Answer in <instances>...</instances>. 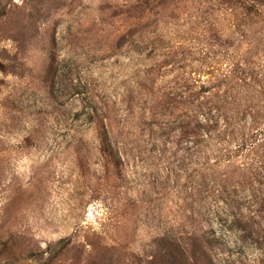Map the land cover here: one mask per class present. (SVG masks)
Wrapping results in <instances>:
<instances>
[{"label":"rangeland","instance_id":"1","mask_svg":"<svg viewBox=\"0 0 264 264\" xmlns=\"http://www.w3.org/2000/svg\"><path fill=\"white\" fill-rule=\"evenodd\" d=\"M235 1L0 0V264L146 262L158 238L179 230L190 201L170 191L186 170L171 156L174 136L125 156L126 181L115 182L80 118L85 94L118 112L115 127L132 128L129 92L156 64L190 72L249 63L264 77V0ZM134 30L143 44L116 52L117 35ZM73 138L83 140L79 154ZM225 207L205 209L215 260L258 264L257 247L218 221Z\"/></svg>","mask_w":264,"mask_h":264},{"label":"trees","instance_id":"2","mask_svg":"<svg viewBox=\"0 0 264 264\" xmlns=\"http://www.w3.org/2000/svg\"><path fill=\"white\" fill-rule=\"evenodd\" d=\"M165 1L159 0V6ZM143 41L138 30L119 33L114 50ZM251 69L247 63L226 71L210 66L181 72L170 62L156 64L129 92L132 110L127 119L134 122L132 128L115 127L122 121L118 112L109 110L108 102L98 94H85L89 108L80 118L93 128L104 168L115 182L126 181L125 156L143 144L165 148L172 135L175 150L171 156L185 165L184 175L170 191L186 194L183 198L190 201L187 219L178 231L165 232L156 240L146 262L133 259L130 264H218L216 241L205 222V209L213 200L227 206L218 221L229 222L230 230L254 244L261 252L258 264H264V77L252 74ZM55 71L54 60L48 59L44 74L50 86ZM170 74L174 76L166 82ZM137 100L144 104L139 117L132 114ZM73 139L79 154L83 140Z\"/></svg>","mask_w":264,"mask_h":264}]
</instances>
